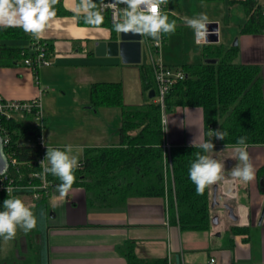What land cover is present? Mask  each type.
I'll use <instances>...</instances> for the list:
<instances>
[{"label":"crops","instance_id":"0c3cea01","mask_svg":"<svg viewBox=\"0 0 264 264\" xmlns=\"http://www.w3.org/2000/svg\"><path fill=\"white\" fill-rule=\"evenodd\" d=\"M230 1L236 3L229 4ZM240 1L244 0H227L230 7H241L243 23L245 15ZM58 2L69 14H56L41 36L52 45L51 66L34 74L23 62L0 61V95L7 100L27 101L42 92L44 145L63 150L70 144L81 161L86 149L123 147L119 137L121 111L110 107L93 110V84H119L125 106H140L147 96L140 80V64L130 66L123 64L120 57L99 58L94 54V44L110 40L111 30L79 25L77 17H85L77 11L80 0ZM164 14L170 15L166 4ZM211 22L218 24L217 44L231 46L221 36L220 23ZM0 43L28 47L27 40ZM237 44L236 63L261 68L264 96V34L240 35ZM21 123L30 126L31 121L25 119ZM166 125L165 139L171 147L192 146L193 141L199 147L205 142L200 109L173 108L166 117ZM214 146L216 151L206 154L220 161L215 154L224 147L218 143ZM247 151L255 178L245 184L225 174V181L208 187L207 231L180 230L176 211L169 209L166 196L129 197L112 206H88L83 189L71 188L61 195L55 188L46 200L42 218L38 217L36 203L30 196L19 197L33 211L37 227L27 234L18 230L11 241L0 238L4 241L0 245V264H127L121 250L128 242H132L134 254L142 260L165 258L170 264H264V179L259 186L257 177L258 169L264 166V146L247 147ZM227 158L230 165L236 161L233 149ZM225 205L232 209L235 219L229 216ZM232 228L247 232H235Z\"/></svg>","mask_w":264,"mask_h":264},{"label":"trees","instance_id":"16d2710c","mask_svg":"<svg viewBox=\"0 0 264 264\" xmlns=\"http://www.w3.org/2000/svg\"><path fill=\"white\" fill-rule=\"evenodd\" d=\"M204 1V0H201ZM236 2L230 1L229 4ZM243 6L245 21L239 25L240 35L264 34V14L260 8L254 9L252 0L238 2ZM56 14L67 15L60 3L55 5ZM165 9V4H164ZM98 11L97 7L95 9ZM98 24H88L85 17L78 16L79 25L107 27L111 38L116 35L106 17ZM27 40V33L19 27L0 26V41ZM48 42V41H47ZM164 43V35H163ZM48 49L52 52V45ZM201 62L178 66L185 77L173 84L165 97V110L173 108H197L202 112L205 141L218 143L223 147H233L240 137H246L248 147L264 146V96L261 68L257 65L237 64L239 46L225 47L221 44H202ZM29 47H9L0 43V61L2 64H14L31 57ZM205 59L216 60L215 64H205ZM6 61V62H5ZM140 80L144 94L155 92V82L151 67L139 65ZM36 74V73H34ZM146 97L140 106H125L122 101L121 86L117 83H96L90 88V106L93 110L110 107L121 111L119 149H86L81 167L75 171V183L72 188L85 191L87 205L112 206L122 203L129 197H164L168 199L169 209H175L176 221L180 230L207 231L209 229L208 187L203 194H197L195 185L188 176L191 162L196 153H203L200 147L176 146L170 149V165L164 164L162 113L153 99ZM11 132L12 148L18 161L25 162L19 167L22 183L30 179L29 174L39 172L36 166L28 164L41 155L39 146L33 145L31 126L21 122L6 123ZM226 132L224 140L209 136V131ZM137 131L135 135L130 132ZM29 141L30 145L24 144ZM5 152L7 150L5 149ZM170 166V167H169ZM10 168L9 172L13 173ZM257 177L264 178V166L258 169ZM47 195L35 201L38 217L42 218L46 210V200L52 189L57 188L60 180L51 174ZM30 190L17 192L13 198L30 196ZM0 195V211L3 201ZM235 232H247V229L232 228ZM127 264H168L167 259L142 260L134 254L132 242L121 250Z\"/></svg>","mask_w":264,"mask_h":264},{"label":"clouds","instance_id":"9594fccd","mask_svg":"<svg viewBox=\"0 0 264 264\" xmlns=\"http://www.w3.org/2000/svg\"><path fill=\"white\" fill-rule=\"evenodd\" d=\"M126 7L122 9V16L115 22L118 32L141 34L152 38L157 43L162 35L174 34L176 21H169L167 15L162 14L160 6L168 0H116ZM58 0H0V26L19 27L25 33L39 39L49 27L50 21L56 16L55 5ZM97 5L93 0H80L77 11L85 14V22L98 24L103 17L96 11ZM184 23L193 30L194 35L203 40L207 35V25L210 23L206 14L197 17L184 18ZM226 132L209 131V136L224 140ZM246 137H240L233 146L235 158L238 161L230 170L233 180L249 183L255 178V168L247 151ZM192 146H197L193 141ZM203 153L214 152L211 140L198 145ZM46 156L41 161L42 172L37 173L41 179L48 174L58 178L60 183L57 190L66 195L75 183V171L81 167L79 155L73 154V146L65 145L63 150L46 146ZM82 152L83 149L81 148ZM188 176L195 185L197 194L202 195L204 190L214 184L225 181V165L209 154L196 153L191 162ZM13 189L7 188L8 196ZM3 211H0V238L4 241L13 240L18 230L25 234L37 227V218L29 206L19 198H7L3 201Z\"/></svg>","mask_w":264,"mask_h":264},{"label":"built area","instance_id":"2783aa9c","mask_svg":"<svg viewBox=\"0 0 264 264\" xmlns=\"http://www.w3.org/2000/svg\"><path fill=\"white\" fill-rule=\"evenodd\" d=\"M97 5L98 11L101 15L106 17L108 23L114 27L115 22L122 16V9L126 7L123 4H118L116 0H93ZM254 9L260 8L264 14V0H252ZM160 11L164 14V5L160 6ZM115 28V27H114ZM116 31V30H115ZM120 32L116 31V35ZM29 37L28 49L33 53L31 57L24 59L23 63L26 67L30 68L34 73H37L40 69L51 66V52L48 49V42L42 40L40 37L36 39L31 34L27 33ZM141 41L145 40L147 44V50L150 58L148 65L152 69L154 82H155V97L154 103L159 105L162 113V126H163V143L161 148L164 154V164L170 165V149L171 146L166 141V120L164 100L168 94L171 86L177 81L182 80L185 74L179 67H169L165 65L160 56V51L163 45V35L159 43L154 40H150L148 36L141 35ZM41 94H38L35 98L27 101L7 100L0 95V137L3 144L4 154L8 160V169L0 174V195L7 198H13L17 192L24 190H30V197L37 201L41 196L47 195L49 182L47 179H41L37 173L42 172L41 161L46 156V146L43 143L42 132L45 126V118L41 104ZM25 119H30L31 128L33 132H38L34 137L33 145L39 146L41 155L31 161L28 166H36L39 172L29 174L30 179H37L39 182L34 184L32 181H28L27 184L22 183L23 176L19 171V167L23 166L25 162H20L15 156V151L12 148V137L9 128L6 123L10 121L21 122ZM26 145H30L29 141L24 142ZM5 149L7 152H5ZM170 167V166H169ZM10 168L14 171V174L9 172ZM7 188L13 189L10 196H8ZM168 264H170V261Z\"/></svg>","mask_w":264,"mask_h":264},{"label":"rangeland","instance_id":"374dc122","mask_svg":"<svg viewBox=\"0 0 264 264\" xmlns=\"http://www.w3.org/2000/svg\"><path fill=\"white\" fill-rule=\"evenodd\" d=\"M169 21H176V30L174 34H164V43L162 45L160 56L165 65L172 64H197L201 60V45L197 44L196 36L191 28L184 23V18L197 17L204 13L209 21H218L220 23L221 36L227 45H232L240 36L238 32L239 25L243 19H240L243 12L241 7L228 4L227 0H168L166 4ZM150 40H153L149 37ZM141 65H147L150 62L147 44L145 40L140 42ZM101 58V57H99ZM114 58V57H106ZM128 65V64H126ZM134 66V65H130ZM169 110H165L164 118L166 120ZM30 121V119H29ZM167 126V125H166ZM232 147H224L219 150L220 161L225 165V174L236 165L237 160L230 165ZM214 152L216 150H213ZM4 241H0V245Z\"/></svg>","mask_w":264,"mask_h":264},{"label":"water","instance_id":"95a60500","mask_svg":"<svg viewBox=\"0 0 264 264\" xmlns=\"http://www.w3.org/2000/svg\"><path fill=\"white\" fill-rule=\"evenodd\" d=\"M208 35L200 40L196 37L197 43L199 44H217L218 42V24L215 22H210L207 25ZM140 34L133 33H123L120 32L119 35H115L114 38H111L108 41H100L94 44V54L97 57H120L123 64L128 65H139L141 60V51H140ZM237 45V40H235L232 46ZM205 64H215L216 60L205 59L203 61ZM155 92L150 91L148 98L154 99ZM8 160L4 154L3 144L0 137V174H3L8 169ZM264 179V178H263ZM261 179V181L263 180ZM260 181L261 185L262 182ZM215 190V189H214ZM212 198L215 201V191L212 194ZM215 203V202H214ZM224 208L229 212V216L233 217V211L228 206ZM264 213V206L262 209V214ZM215 221V220H214Z\"/></svg>","mask_w":264,"mask_h":264}]
</instances>
